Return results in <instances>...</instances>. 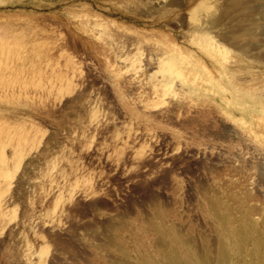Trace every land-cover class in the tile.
<instances>
[{
	"label": "rangeland",
	"instance_id": "1",
	"mask_svg": "<svg viewBox=\"0 0 264 264\" xmlns=\"http://www.w3.org/2000/svg\"><path fill=\"white\" fill-rule=\"evenodd\" d=\"M0 188V264H264V0H0Z\"/></svg>",
	"mask_w": 264,
	"mask_h": 264
},
{
	"label": "bare ground",
	"instance_id": "2",
	"mask_svg": "<svg viewBox=\"0 0 264 264\" xmlns=\"http://www.w3.org/2000/svg\"><path fill=\"white\" fill-rule=\"evenodd\" d=\"M173 59H171V58H168V59H164V60H162L161 61V63L164 65V64H166V63H169V62H171V63H173ZM20 162H21V159H20ZM20 162H19V164H20ZM8 164V163H7ZM16 165V164H15ZM4 169V168H3ZM5 183V182H4ZM2 187V186H1ZM1 189V188H0ZM3 200L2 199H0V211H2V209H4L3 208Z\"/></svg>",
	"mask_w": 264,
	"mask_h": 264
}]
</instances>
